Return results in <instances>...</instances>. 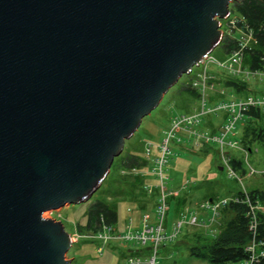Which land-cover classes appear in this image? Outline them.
Wrapping results in <instances>:
<instances>
[{
    "label": "water",
    "instance_id": "95a60500",
    "mask_svg": "<svg viewBox=\"0 0 264 264\" xmlns=\"http://www.w3.org/2000/svg\"><path fill=\"white\" fill-rule=\"evenodd\" d=\"M234 1L0 0V264H70L42 214L90 198Z\"/></svg>",
    "mask_w": 264,
    "mask_h": 264
},
{
    "label": "rangeland",
    "instance_id": "374dc122",
    "mask_svg": "<svg viewBox=\"0 0 264 264\" xmlns=\"http://www.w3.org/2000/svg\"><path fill=\"white\" fill-rule=\"evenodd\" d=\"M231 5L232 3L229 4L228 8H230ZM234 16L235 14L232 13L223 20L224 22L219 20V23L221 22L219 27L222 34L221 39L225 36L234 39L235 41H246V37L243 36L241 32L237 29L231 28L229 25H225L226 22L233 20ZM208 57L217 61H223L227 56L222 53L219 47H215ZM241 66L244 69V74L242 75L245 76V73H247V70L249 69H247L248 67L244 63V59L241 60ZM200 68L201 67L198 66L196 68L193 67L189 74L179 77L176 84L162 96L155 109L142 118L132 136L123 143L120 154L112 160L104 180L87 201L78 205H64L56 210L47 211L42 214L43 218L59 221L64 230L71 237L72 243L64 255L65 259L70 261V264H127L126 260L128 257H138L141 262L147 260L149 251H147L146 247L129 246L128 248L131 250H136L135 254L130 255L125 249H122L123 247L121 248V246H124L123 244L120 245L118 242L113 241L102 245L99 239L93 238L91 233H86L83 229L85 212L87 207L96 200L108 204L113 203L114 199L111 198L112 195H119L118 193H120L121 195L123 194V198L120 201H117V203H114L116 205L118 216L116 228L119 231H123L129 219L131 220L132 226H135L137 223V213L135 209L140 205H132V203L129 202L132 201L134 197H132L130 193H125V186L120 179L133 176L138 178L144 177L150 185L151 183H154V180L151 178L148 180V178L145 177V174L139 172L132 174L128 170H121L119 168L120 155L124 156L128 152L142 154V145L145 141H149L153 145V151L155 152L154 146L164 137L162 133L168 130L170 118L174 115L180 114V107H185L187 109L190 108L192 110L198 108V102L196 99H193L191 96L186 95L183 92L179 93L178 89L189 82L193 77L192 75ZM207 70L211 76L209 82H212L213 84V88L210 89L211 91L207 92L210 100L214 99V97L210 95H213V93L215 95V92L216 95L223 97L226 100L228 99L231 90L225 89V96H222L218 93V88L216 87L219 85V87L222 88V85L225 84L226 80H233L240 85L244 82L243 88L245 87L247 91H253V94L250 95H261L264 93V78L258 80L257 78L252 77H248L247 79L244 77L241 78V76L234 77L228 73L227 70L211 64L207 66ZM231 97L233 99H239V97L243 96H237L232 93ZM224 115L225 113L221 111L215 114L206 115L207 124L210 129L213 128L212 131L218 129V126L216 122H212L211 120L217 117L221 124L225 119V117L222 119V116ZM243 120L244 118L239 120L235 125L236 139L240 136ZM257 124L263 126L264 121L258 122ZM182 144L174 137L168 142L170 156L167 160V171L165 169V175L168 178L165 182V187L168 190L176 191L183 185L184 180H187L186 185H183L185 188L180 190L178 194L185 193V196L187 195L189 205L185 204L184 208L187 205L188 211H185V214H187L186 216L184 215V211L181 212L182 215L180 217L176 215L172 216L169 214V211H167L165 222L163 224V230L165 233H171L172 226L178 220L182 221V225L172 241L163 242L157 248L155 256L156 264H207L206 261L195 259L188 255V247L193 244L191 238L194 235L197 233L204 235L213 234L204 230L205 228H209L207 225L209 224L208 218L210 217V213L207 210H200L197 206L207 197L213 198L214 202L209 200L208 202L203 203L213 204L221 202V200H229L231 196L238 191L247 192L251 189L264 190V150L258 144H250L248 151L238 143L235 148L228 147V149L225 147L223 149V152H229L228 154H233L234 158L239 160L241 170H244L245 172V174L242 175L239 170L234 171V177L228 176L224 170H216L215 167H217L218 164L221 165L220 155L223 154L224 158H227L228 156L226 153H221L219 147L214 143L208 144V152L206 153L201 152L203 149H199L198 145L194 143L192 144V142L185 143L183 145L184 148H182ZM187 148L191 150H188ZM196 190L200 194L195 198L193 194ZM132 192L134 193V196H137V194L140 193L137 192V189ZM140 200H142V198ZM143 201L145 204L147 203L144 212L150 214L152 221L154 209L152 205L154 202L153 194H146ZM170 205L171 204H168V206ZM126 209L129 211H126ZM256 210L261 211V206L257 205ZM190 211L197 212V217L199 216L206 226H203V224L197 225L196 227L189 226L187 221H189L192 215L190 214ZM207 212L208 214L206 215ZM214 221L212 225L218 230V227L222 222L219 212ZM100 246H102V249L98 251Z\"/></svg>",
    "mask_w": 264,
    "mask_h": 264
},
{
    "label": "trees",
    "instance_id": "16d2710c",
    "mask_svg": "<svg viewBox=\"0 0 264 264\" xmlns=\"http://www.w3.org/2000/svg\"><path fill=\"white\" fill-rule=\"evenodd\" d=\"M232 13L235 14L234 27L245 32H250L252 38L256 41L255 43H250L248 47L243 49L242 60L244 59V63L249 70L262 69L261 58L263 57L264 49V0H235L229 8V14ZM221 22L224 21L222 20ZM225 25H229L228 22H226ZM217 47L221 49L224 55L228 56L237 48V42L234 39L223 36ZM190 81L191 79L184 86L180 87L178 92H183L197 100L198 96L190 87ZM243 83L244 82L240 85L233 80H226L225 84L222 86L231 90V92L237 96H243L239 98H245L253 94V91H247L245 87L243 88ZM180 109L179 112L182 114H189L194 110L185 107H180ZM225 116L226 115L223 117ZM243 117L244 120L240 136H238L237 139L235 137V140L239 145L244 147L246 151L249 150L250 144H258L264 150V125L259 126L257 124L258 122L264 121V111L257 108H248ZM203 129L211 135L215 134V131L206 129L204 126ZM201 152H208V146L206 145V148L201 150ZM228 153L226 152L228 156V159H226L230 168L233 171L239 170L242 175L245 174L244 170H241L239 160H236L233 154ZM148 167L151 166L143 159L142 154L128 152L124 156L120 155L119 168L121 170L129 171L132 168L148 169ZM220 167L221 165L218 164L215 168L217 170ZM222 170L223 169H221V171ZM120 181H122L125 186V193H130L132 197H134V199L129 202L132 203V205H140L137 206L136 209L139 212H144L147 206V203L145 204L143 201L146 195L143 189L146 179L144 177L138 178L133 176L126 177L125 179L121 178ZM136 189L137 192L140 193L134 196L132 191ZM157 193V189H153L150 194L154 196V202L152 203L153 207L157 199ZM118 194L119 195H112L111 198L114 199L113 203L108 204L96 200L87 207L83 224V229L86 233L92 234L97 232L101 224L116 225L118 216L114 203H117V201L123 198V194ZM141 198L142 200H140ZM167 200V203L171 204V214L178 217L184 205L189 204V201L186 202V197L184 195H180L176 198H170L169 196ZM209 200L214 202V199L211 197H207L202 202H208ZM257 205L261 206L263 210L257 211L256 209H252L253 214H251L250 207H255ZM218 212L222 222L218 227L217 233L207 235L197 233L194 235L191 238L193 244L188 247V255L195 259L206 261L207 264H240L248 259V254L245 252L244 248L250 241H254L256 244H260L259 248L262 251V255L255 264H264V190L251 189L247 192L238 191L234 193L225 204L218 208ZM253 216L255 226L252 231L249 229V225L252 222Z\"/></svg>",
    "mask_w": 264,
    "mask_h": 264
},
{
    "label": "built area",
    "instance_id": "2783aa9c",
    "mask_svg": "<svg viewBox=\"0 0 264 264\" xmlns=\"http://www.w3.org/2000/svg\"><path fill=\"white\" fill-rule=\"evenodd\" d=\"M231 28L237 29L239 32L246 37V41L242 40L237 42V48L231 52L223 61H217L211 57H206L198 67L197 72H195L190 81V87L197 94L198 108L194 109L189 114H177L170 118L169 128L167 131L163 132V138L157 143L155 147V152L153 151V145L149 141H145L142 145V157L145 161L150 164V169L138 170L132 168L129 170L130 173L136 174H146L152 176L155 179L156 184L153 187L150 184H145L143 186L146 194H151L153 189H157V199L155 201L153 209V220L149 218L148 214H143L140 217L139 227L135 229L131 220H128L127 225L123 231H119L117 228L111 225L101 224L100 229L97 232L91 234L95 239H99L102 245L109 242L116 241L120 245L127 246H137L146 247L149 251V256L147 260L141 262L138 257H128L127 264H156L155 256L157 248L163 242L172 241L177 235L182 221L178 220L171 228V233H165L163 230V224L165 222V216L168 211V205L166 198L170 192L165 187V182L167 181V176L165 175V169L167 166V160L170 156V149L168 147V142L173 137L179 142L180 135L187 134L191 137L195 144H209L214 143L219 147L221 153L225 147L235 148L237 146L236 137V123L242 120L245 111L248 108H257L264 111V93L261 95H249L245 98L239 99H221V100H210L208 98L207 92L211 91L213 88L212 82L210 83V74L207 70L209 64L217 67H221L227 70L228 73L234 77L241 76V78L247 79L248 77L257 78L258 80L264 78V49L263 57L261 58L262 69L257 70H247L248 72L244 74V69L241 66V60L243 57V49L248 47L250 43H255L256 41L252 38L250 32L242 31L234 27V19L228 22ZM222 95V90L218 91ZM224 112L226 117L220 125L217 134L211 135L205 130L200 128L201 121L208 114H215L217 112ZM178 136V137H177ZM233 137V139H230ZM154 152V153H153ZM221 167L228 174V176L234 177V171L230 168L228 161L220 155ZM228 200H221L217 203H201L200 208L208 210L211 213L210 221L218 215V208L225 204ZM255 207H250L251 214L252 209ZM263 210V208H261ZM190 225H201L204 224L201 220H198L196 216H191L189 221ZM255 222L254 216L252 222L249 225L250 230H254ZM260 244H256L254 241H250L244 248L245 252L248 254V259L240 264H255L258 258L262 255L260 250ZM102 249V246L98 248V251Z\"/></svg>",
    "mask_w": 264,
    "mask_h": 264
},
{
    "label": "crops",
    "instance_id": "0c3cea01",
    "mask_svg": "<svg viewBox=\"0 0 264 264\" xmlns=\"http://www.w3.org/2000/svg\"><path fill=\"white\" fill-rule=\"evenodd\" d=\"M217 88H218V91H220V90H222V96H225V89L226 88H224V87H219V85L218 86H216ZM220 88V89H219ZM233 92H231L230 94H229V97L228 98H231V99H233L232 97H231V94H232ZM213 95H214V93H213ZM213 95H210V96H212V97H214V99H211L212 101L213 100H221V99H225V98H223V97H220V96H218V95H216V92H215V95L213 96ZM226 117V116H225ZM206 120H205V119ZM203 119L205 120H203L202 119V121H201V124H200V128L202 129V130H204L203 129V126L206 128V129H210V127L208 126V124H207V117H204ZM222 119H223V116H222ZM212 122H216L217 123V126H218V129H216L215 130V134H217V132H218V130H219V127H220V125H222V123L220 124V121H219V119H217V117H215V118H213L212 120H211ZM206 124V125H205ZM213 128H211V130H212ZM179 138H180V142H181V144H182V148H184L183 147V145L185 144V143H188V142H192V144L194 143L193 141H192V139H191V137L190 136H188L187 134H183V135H180L179 136ZM230 139H233V137H230ZM180 144V143H179ZM195 144V143H194ZM198 145V148L199 149H205L206 148V145L208 146V144H201V143H199V144H197ZM186 148V147H185ZM188 150H191V149H189V148H187ZM229 149V148H228ZM228 151H230V150H228ZM154 153V152H153ZM226 153V152H225ZM228 153V152H227ZM221 169H222V167H220ZM148 169H150V167H148ZM167 169V168H166ZM140 170H146V168H144V169H140ZM220 171V170H219ZM223 171V170H222ZM145 177H147L148 178V180H150L149 178H151L152 180H154V183L152 184L151 183V185L154 187L155 186V184H156V181H155V179L154 178H152V176H150V175H146L145 174ZM186 183H187V180H184V182H183V185L185 186L186 185ZM145 184H147V181L144 183V185ZM143 185V186H144ZM180 186V188L179 189H177L176 191H171V190H168L167 188V190L170 192V194H168V196H167V198L170 196V198H176V197H178V196H180V195H184L185 196V193H183V194H178V192H180V190H183L185 187L184 186ZM200 193L196 190L195 191V193L193 194V196L196 198L197 197V195H199ZM149 195V194H148ZM186 197V202L188 201L187 200V195L185 196ZM167 198H166V202L168 201L167 200ZM203 203V202H202ZM201 204V203H200ZM200 204L197 206L200 210H205V209H201L200 208ZM167 205H168V203H167ZM187 205H189V204H187ZM187 205L185 206V208L183 209L182 208V210H181V212H183L184 211V215L186 216L187 214H185V211L187 212L188 210V208H187ZM126 211H129L128 209H126ZM135 211H136V213H137V215H136V224H135V226H134V228L135 229H137L138 227H139V220H140V217L143 215V214H148V216H149V218L151 219V216H150V214L149 213H147V212H139L137 209H135ZM168 211H169V214H171V212H170V206H168ZM199 211V210H198ZM208 211V210H207ZM209 212V211H208ZM208 212L206 213V215L208 214ZM210 213V212H209ZM190 214H192L191 216H196V218L198 219V220H201L200 219V217L198 218L197 217V215H198V213L197 212H195V211H190ZM172 215V214H171ZM182 215V213H180V216ZM173 216V215H172ZM179 216V217H180ZM205 216V215H204ZM210 217H211V213H210ZM210 217L208 218L209 220V224L207 225L209 228H205L204 230L205 231H208L209 233H217V230L213 227V223L215 222L214 220L217 218V216L214 218V222L213 221H210ZM138 219V220H137ZM202 221V220H201ZM203 222V221H202ZM189 226H194V227H196L195 225H190V224H188ZM203 226H206V224L204 223L203 224ZM114 227L116 228V225H114ZM121 229V228H120ZM123 247V248H122ZM129 246H127V245H124V246H121V248L122 249H125L126 251H127V253L128 254H130V255H133V254H135V251L134 250H131L130 248H128Z\"/></svg>",
    "mask_w": 264,
    "mask_h": 264
}]
</instances>
